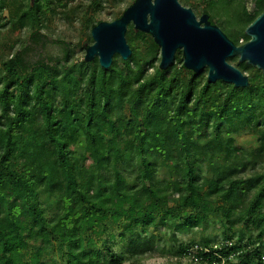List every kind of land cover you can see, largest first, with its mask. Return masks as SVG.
Returning a JSON list of instances; mask_svg holds the SVG:
<instances>
[{
  "label": "trees",
  "instance_id": "16d2710c",
  "mask_svg": "<svg viewBox=\"0 0 264 264\" xmlns=\"http://www.w3.org/2000/svg\"><path fill=\"white\" fill-rule=\"evenodd\" d=\"M72 1L0 0V38L30 30L20 48L0 47V264H137L191 249L201 263L264 264L263 71L234 57L250 85L209 83L181 51L161 70L160 48L133 25L131 57L104 70L50 24L83 15L93 43L104 4L125 0ZM179 1L237 46L264 13V0ZM242 134L256 147L241 146ZM216 221L227 243L178 239Z\"/></svg>",
  "mask_w": 264,
  "mask_h": 264
},
{
  "label": "water",
  "instance_id": "95a60500",
  "mask_svg": "<svg viewBox=\"0 0 264 264\" xmlns=\"http://www.w3.org/2000/svg\"><path fill=\"white\" fill-rule=\"evenodd\" d=\"M130 25L154 39L160 48L161 70L171 67L181 51L184 67L196 75L207 70L209 83L222 81L236 88L250 85L248 76L229 63L234 57L264 73V13L246 29L250 41L237 46L211 22L209 14L198 18L179 0H135L118 19L99 22L91 30L93 44L86 47L84 61L98 58L104 70L112 67L116 55L127 61L132 55L126 38Z\"/></svg>",
  "mask_w": 264,
  "mask_h": 264
},
{
  "label": "rangeland",
  "instance_id": "374dc122",
  "mask_svg": "<svg viewBox=\"0 0 264 264\" xmlns=\"http://www.w3.org/2000/svg\"><path fill=\"white\" fill-rule=\"evenodd\" d=\"M92 0H75L72 1L69 4V8L73 10L80 9L81 5H86L91 3ZM132 0H125L123 3L120 4V6L109 8L108 4H104L106 6V9L102 12V18L104 22H111L114 21L116 16L124 9H127L130 5V2ZM180 2V1H179ZM181 3V2H180ZM132 5V4H131ZM181 5H183L181 3ZM184 7L190 8L188 6L183 5ZM62 11V10H61ZM118 13V14H117ZM199 18L201 15L196 14ZM2 18L8 17V12L4 11L2 13ZM76 20L72 23L65 20L64 17L57 16L54 22L50 24V31L54 38H62L66 39L68 41H71L73 45H77L78 42H82V45L87 47L92 45L93 43L87 41V38L82 35V22H83V15L76 16ZM1 21V20H0ZM11 30L8 28L4 29L2 33L4 34V38L9 39V41L12 44H15L16 49L21 47L22 39L26 40L30 34V30L24 29L21 31H15L14 33L10 32ZM12 34V35H11ZM6 39L0 38V47L3 45V43L6 41ZM21 39V40H20ZM55 48H51L50 51L54 52ZM79 58H84L85 53L78 51ZM115 60V57H114ZM233 65V64H232ZM238 143L243 146L244 148H250V147H256V138L254 136L248 135V134H242L241 136L237 137ZM151 232L158 234L159 232L155 230H151ZM222 229L219 224V222H210L209 225L201 228V229H194L193 231H189L188 233H178V239H181L184 242L189 243L191 240L195 241H202V239H210V240H217L219 245L223 243H227L226 239L222 235ZM119 234H117L118 236ZM159 235V234H158ZM113 244V250L114 252L120 253V251L123 248V245L119 242L111 241ZM167 247H170L169 244L166 245ZM95 248L104 250L105 247L102 245L101 242H97ZM124 249V248H123ZM123 251V250H122ZM196 249H191L190 255L187 257H176L172 254L169 256H161V255H155L153 257H146L141 259L137 264H208V263H201L196 259ZM124 264H135L131 261H126ZM223 264V263H222Z\"/></svg>",
  "mask_w": 264,
  "mask_h": 264
}]
</instances>
